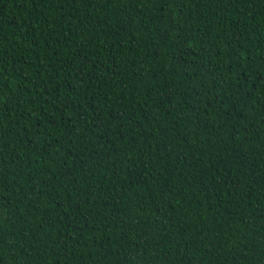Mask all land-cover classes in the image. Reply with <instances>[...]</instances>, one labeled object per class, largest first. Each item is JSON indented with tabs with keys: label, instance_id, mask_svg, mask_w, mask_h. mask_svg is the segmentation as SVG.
<instances>
[{
	"label": "trees",
	"instance_id": "trees-1",
	"mask_svg": "<svg viewBox=\"0 0 264 264\" xmlns=\"http://www.w3.org/2000/svg\"><path fill=\"white\" fill-rule=\"evenodd\" d=\"M0 264H264V0H0Z\"/></svg>",
	"mask_w": 264,
	"mask_h": 264
}]
</instances>
